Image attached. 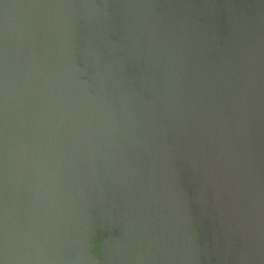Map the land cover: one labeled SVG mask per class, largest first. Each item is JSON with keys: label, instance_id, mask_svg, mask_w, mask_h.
<instances>
[{"label": "water", "instance_id": "water-1", "mask_svg": "<svg viewBox=\"0 0 264 264\" xmlns=\"http://www.w3.org/2000/svg\"><path fill=\"white\" fill-rule=\"evenodd\" d=\"M0 264H264V0H0Z\"/></svg>", "mask_w": 264, "mask_h": 264}, {"label": "clouds", "instance_id": "clouds-1", "mask_svg": "<svg viewBox=\"0 0 264 264\" xmlns=\"http://www.w3.org/2000/svg\"><path fill=\"white\" fill-rule=\"evenodd\" d=\"M193 231L195 232V229H193Z\"/></svg>", "mask_w": 264, "mask_h": 264}]
</instances>
